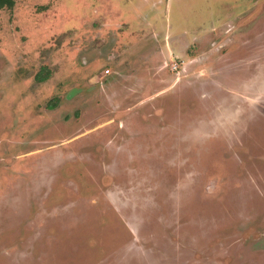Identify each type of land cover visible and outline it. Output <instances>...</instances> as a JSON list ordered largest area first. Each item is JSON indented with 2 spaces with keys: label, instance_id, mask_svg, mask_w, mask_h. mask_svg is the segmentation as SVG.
<instances>
[{
  "label": "rangeland",
  "instance_id": "rangeland-1",
  "mask_svg": "<svg viewBox=\"0 0 264 264\" xmlns=\"http://www.w3.org/2000/svg\"><path fill=\"white\" fill-rule=\"evenodd\" d=\"M0 264H264V0L0 9Z\"/></svg>",
  "mask_w": 264,
  "mask_h": 264
},
{
  "label": "trees",
  "instance_id": "trees-1",
  "mask_svg": "<svg viewBox=\"0 0 264 264\" xmlns=\"http://www.w3.org/2000/svg\"><path fill=\"white\" fill-rule=\"evenodd\" d=\"M15 0H0V9H11L14 6ZM47 78V73L43 71V73H38L35 76L37 82H43Z\"/></svg>",
  "mask_w": 264,
  "mask_h": 264
},
{
  "label": "flooded vegetation",
  "instance_id": "flooded-vegetation-1",
  "mask_svg": "<svg viewBox=\"0 0 264 264\" xmlns=\"http://www.w3.org/2000/svg\"><path fill=\"white\" fill-rule=\"evenodd\" d=\"M108 74H109V72H108ZM108 74H107V76H108ZM105 76H106V75H105ZM51 109H53V108H51ZM109 125H110V124H109ZM110 127L116 128V125H114V126H110ZM110 127H107V126H106V128H110ZM107 132H109V130H106V133H107ZM104 136H105V134H104ZM108 156H109V154H108ZM120 159H121V158H120ZM122 162H123V161H122Z\"/></svg>",
  "mask_w": 264,
  "mask_h": 264
},
{
  "label": "built area",
  "instance_id": "built-area-1",
  "mask_svg": "<svg viewBox=\"0 0 264 264\" xmlns=\"http://www.w3.org/2000/svg\"><path fill=\"white\" fill-rule=\"evenodd\" d=\"M174 68H175V67H174ZM104 74L107 75V74H108V71L106 70V71L104 72Z\"/></svg>",
  "mask_w": 264,
  "mask_h": 264
}]
</instances>
